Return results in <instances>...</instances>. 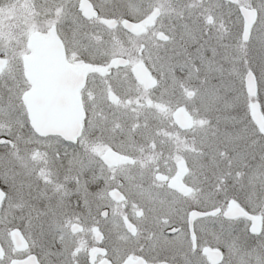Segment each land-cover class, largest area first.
I'll list each match as a JSON object with an SVG mask.
<instances>
[{"label": "snow or ice", "instance_id": "snow-or-ice-1", "mask_svg": "<svg viewBox=\"0 0 264 264\" xmlns=\"http://www.w3.org/2000/svg\"><path fill=\"white\" fill-rule=\"evenodd\" d=\"M0 264H264V0H0Z\"/></svg>", "mask_w": 264, "mask_h": 264}]
</instances>
